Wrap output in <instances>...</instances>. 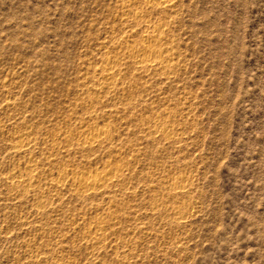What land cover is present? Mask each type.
Returning a JSON list of instances; mask_svg holds the SVG:
<instances>
[{"label":"rangeland","instance_id":"1","mask_svg":"<svg viewBox=\"0 0 264 264\" xmlns=\"http://www.w3.org/2000/svg\"><path fill=\"white\" fill-rule=\"evenodd\" d=\"M172 4L0 0V264H264V0ZM148 22L168 79L122 57ZM82 126L108 138L82 148ZM107 163L124 170L101 191L56 186Z\"/></svg>","mask_w":264,"mask_h":264},{"label":"bare ground","instance_id":"2","mask_svg":"<svg viewBox=\"0 0 264 264\" xmlns=\"http://www.w3.org/2000/svg\"><path fill=\"white\" fill-rule=\"evenodd\" d=\"M173 1L174 0H138V2L141 4V6L146 7L147 10H150V11L151 10H156V11L157 10L158 11L171 10L173 8V4H172ZM141 9H142V7H141ZM142 11H144V10H142ZM139 15L140 14L136 11L133 15V18L137 19V18L142 17V16L139 17ZM163 23H164V20H163ZM145 26H146L145 27L146 36L144 37V39H142V42L139 43V45L134 44L133 46L128 47L126 50H124L126 52L122 54V57L126 58V59H132L134 65L136 66V69L142 70L144 73H147L150 70L161 71V74L165 75L166 79H168L169 75H172V73H174L173 70L175 68L174 66L176 65V64L174 65V63H173V57H175V55L169 50L170 47L166 46V44H164L167 41L168 36H167L166 32L168 30L164 31L163 25H161V23L160 24L159 23L152 24V23L148 22V24ZM168 35H169V33H168ZM106 61H107V63L105 65H103V68H100L101 73H100L99 79H98V83L102 86V89H110V88L114 87L115 85H117V81H118L116 78V76L119 74V67H118L119 64L117 65L118 60H114L113 58H112V60H110V58H109ZM131 64H132V62H131ZM152 127H154V126H152ZM152 127H151V129H152ZM155 129H156L157 133L160 132L161 135L163 134L165 136V138H167V139L171 138V133H172L171 130L172 129L170 130L168 128L169 129L168 130L167 128H162V127H158V126H155ZM107 135L108 134H107L106 129L100 128L99 126L98 127L93 126V127H89V128L82 126V127H80V131L78 134L79 140L77 139L79 143L76 142V144L78 143V145L81 146L82 148L85 147V148L91 149L94 146H99V145L103 144V142L108 138ZM28 142L29 141H27V143L21 145V147L28 145ZM28 147H29V145H28ZM15 148H17V147H15ZM111 165H110V163L105 164L101 171H97L93 175H90V174L76 175L75 173H70V175L68 176V173H64L62 175H59V177L57 176L58 179L56 181L57 182L56 186L57 187L63 186L65 183H68L69 184L68 186L72 188V189L70 188L71 190H73L78 195H83V196L88 195L91 192L96 193V192L101 191L104 188H106V186H108L109 184L113 183V180H115L113 178L118 176V174H120V172H122L124 170V169L122 170V168H124V164L119 165V166L115 165V167H112ZM125 165H127V163ZM28 167L30 168L31 166H28ZM31 169H33V168H31ZM120 177H118V178H120ZM30 178H29V181L31 179H34L33 177L31 179ZM27 181H28V179H27ZM181 182H182V180H181ZM174 183L176 184V183H178V181H176ZM109 213H111V212H109ZM107 216L109 217L108 218L109 220H111L113 218L112 217L113 215H107ZM94 223L95 224L93 225V228L91 227L92 229L91 228H90V230L88 229L86 237L92 239L95 242L94 244H98L102 241L104 234H105V231L107 229L106 227L109 225V223L106 227L103 225V221H97L96 220V222H94ZM110 223H111V221H110ZM112 223H113V221H112ZM112 227H113L112 225H109V228H112Z\"/></svg>","mask_w":264,"mask_h":264}]
</instances>
